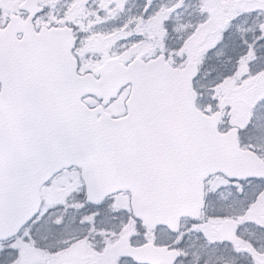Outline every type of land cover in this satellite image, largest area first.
<instances>
[{"label": "snow or ice", "instance_id": "6c2138e0", "mask_svg": "<svg viewBox=\"0 0 264 264\" xmlns=\"http://www.w3.org/2000/svg\"><path fill=\"white\" fill-rule=\"evenodd\" d=\"M0 264H264V0H0Z\"/></svg>", "mask_w": 264, "mask_h": 264}]
</instances>
